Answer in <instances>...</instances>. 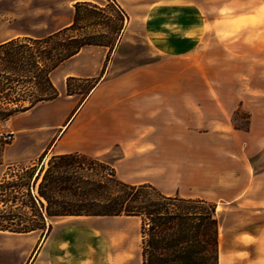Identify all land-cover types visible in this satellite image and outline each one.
<instances>
[{
    "label": "rangeland",
    "instance_id": "374dc122",
    "mask_svg": "<svg viewBox=\"0 0 264 264\" xmlns=\"http://www.w3.org/2000/svg\"><path fill=\"white\" fill-rule=\"evenodd\" d=\"M72 1L0 0V42L18 35L46 37L69 21ZM102 1L105 3V0ZM194 1L202 5L209 28L195 56L181 61L171 60L166 66L167 73L170 74L161 79L164 87H171L165 92L167 100L172 101L175 108H179L180 102L185 99L189 103L203 102V133L208 127V120L221 119L230 121L236 130L249 134L236 140L208 138L203 134L195 139L201 145V148L195 150H184L172 142L171 165L166 171L157 172L158 179L152 184L162 193L173 196L186 194L193 187H201V194L203 191L204 195L206 192L210 193L211 187L223 179L226 169L233 167L226 157L238 155L241 145L245 148L252 171L255 174L264 172V0ZM106 15L111 17L113 13L107 11ZM212 21L215 22L214 26ZM96 30L104 29L93 27L87 32ZM132 30L128 27L123 42L107 63L109 80L116 79L132 69L161 61L162 57L156 54L140 31L135 33L136 31ZM45 47L49 50L51 48ZM45 57V67L53 70L57 64L51 62L48 56ZM2 67L3 65H0V68ZM16 74L15 81L8 87L11 90L4 92L0 89V113L52 95L49 88H45L41 82L40 84L38 79L33 80L32 77L37 75L34 68H31V72L27 69ZM65 82L60 78L58 89L56 88L61 92L60 100L64 109V114L58 118L62 125L67 124L75 114L71 109L74 99L78 103L83 102L95 85L92 80L69 79L70 87H62ZM7 92L10 96H7ZM74 93L79 95L75 98L68 96ZM57 109L59 104L40 109L34 114H19L12 119L0 121V130H14L18 135L17 125L24 118V125L37 126L49 120L52 110ZM124 120L122 122L125 125L127 119L124 117ZM82 125L76 129L77 137L98 135V125L93 131ZM125 132L130 134V131ZM172 135L179 137L182 134L173 132ZM20 145L21 148L36 149L33 140H26L25 144L21 142ZM3 146L5 145H0ZM126 149L131 152L132 145H128ZM122 151V146H109L104 148L106 153L98 159L102 163L111 164L120 179L147 180L146 172L133 176L126 166L118 162L122 158ZM36 165L28 171L21 167L7 171L0 185V211L16 215L32 212L31 207H24L30 206V201L27 196H23V193L26 195L23 185L29 183L30 175L34 174L30 181L31 186L39 175L41 164ZM97 169L100 176L102 169L99 166ZM255 195L264 198V182ZM210 203L216 206L217 215V204ZM16 223H19V219H16ZM57 225L63 227V224ZM65 225L71 230L59 236L56 232L52 234V231L46 235L39 233L31 236L0 231V264H36L41 249L40 243L52 236L56 238L55 248L44 261L42 260L43 264H143L142 223L139 218L121 216L72 219Z\"/></svg>",
    "mask_w": 264,
    "mask_h": 264
},
{
    "label": "crops",
    "instance_id": "0c3cea01",
    "mask_svg": "<svg viewBox=\"0 0 264 264\" xmlns=\"http://www.w3.org/2000/svg\"><path fill=\"white\" fill-rule=\"evenodd\" d=\"M78 3H91L105 9L104 17L114 22L116 14L112 9L115 5L119 6L127 15L121 34L114 47L87 46L52 71L51 79L56 88L60 78L66 81L62 87H68L69 79L95 82L83 102L78 103L74 99L71 109L75 114L67 124L62 125L58 120L64 114L59 90L55 99L41 102L17 114H34L40 109L59 104V109L50 113V119L37 126L24 125V118L17 125L18 135L16 134L15 140L0 147V183L7 171L14 167L27 169L36 164H41L42 167L53 156L70 153L101 158L106 153L104 148L119 145L123 147V151L118 162L126 166L133 176L145 172L148 176L147 180H121L135 185L152 184L158 179L157 172H164L171 165L172 142L184 150H195L201 148L195 139L203 134L208 138L216 137L221 140H236L249 134L236 130L230 121H210V118L203 133V102L189 103L185 99L180 102L179 108H175L165 95L167 88H171L164 87L161 79L170 74L167 73L166 66L171 60L181 61L195 56L204 42L209 21L200 3L194 0H105V3L102 0H73L70 4L69 21L47 36L60 33L74 24L75 6ZM107 11H112L113 16L108 17ZM214 23L212 21V26ZM98 27H103L104 30L93 33L108 32L103 25L94 28ZM128 27L135 33L140 31L156 54L162 57L161 61L132 69L109 80L107 63L123 42ZM43 37L18 35L0 42V45L17 38ZM78 95L68 94L72 98ZM124 117L127 119L125 125L122 122ZM81 125L90 131L95 130L98 125V135L77 137L76 129ZM126 130L130 134H126ZM173 132L182 135L173 137ZM26 140H33L36 149L21 148L20 143L25 144ZM130 144L131 152L126 149ZM239 151L238 155L226 157L233 167L226 169L225 176L211 187L210 193L206 192L204 195L203 191L201 194V187H193L180 196L217 204L220 224L219 264H264V198L255 195L264 182V172L255 174L251 163L247 161L243 145ZM37 189L38 184L36 191ZM219 193L223 195L219 196ZM94 218L108 217H57L52 223V234L56 232L59 236L69 232L71 228L65 225L68 220ZM57 224H63V227ZM39 233L44 235L38 231L13 235L31 236ZM55 240L52 236L40 243L36 264H43V259L53 252Z\"/></svg>",
    "mask_w": 264,
    "mask_h": 264
},
{
    "label": "trees",
    "instance_id": "16d2710c",
    "mask_svg": "<svg viewBox=\"0 0 264 264\" xmlns=\"http://www.w3.org/2000/svg\"><path fill=\"white\" fill-rule=\"evenodd\" d=\"M112 10L116 22L104 17L105 9L91 3H78L70 28L52 36L17 38L1 44L0 89L11 90L8 87L15 81L17 72L27 69L31 72L34 68L37 75L33 80L38 79L52 95L7 109L0 113V121L55 99L58 91L50 78L51 72L83 48L114 47L127 15L117 5ZM100 25L108 32H87ZM45 46H51L50 50ZM45 56L57 64L53 70L45 67ZM97 166L102 169L100 176ZM33 177L34 174L30 175L29 183L23 185L26 192L23 196L30 201V206L24 207H31L32 212L16 215L0 211V231L49 234L57 217H136L142 223L143 264H219L220 224L216 206L210 202L166 195L152 184L127 183L117 176L111 164L80 153L53 156L42 165L30 186Z\"/></svg>",
    "mask_w": 264,
    "mask_h": 264
},
{
    "label": "built area",
    "instance_id": "2783aa9c",
    "mask_svg": "<svg viewBox=\"0 0 264 264\" xmlns=\"http://www.w3.org/2000/svg\"><path fill=\"white\" fill-rule=\"evenodd\" d=\"M127 19V17H126ZM16 138V133L13 130H0V145H7L12 143Z\"/></svg>",
    "mask_w": 264,
    "mask_h": 264
}]
</instances>
